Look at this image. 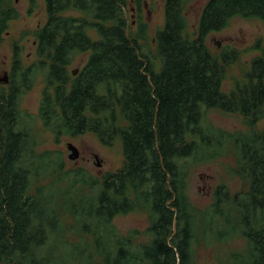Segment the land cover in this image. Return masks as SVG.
<instances>
[{
	"label": "trees",
	"instance_id": "1",
	"mask_svg": "<svg viewBox=\"0 0 264 264\" xmlns=\"http://www.w3.org/2000/svg\"><path fill=\"white\" fill-rule=\"evenodd\" d=\"M43 2L46 20L31 32L35 59L25 64L21 37L14 41L0 83V264H198L200 246L213 249L215 264H264V129H254L264 113V47L224 91L239 53L207 45L233 18L264 22V0H207L192 32L188 0H163L150 42L148 0ZM18 16L14 0H0V42ZM38 78L41 125L56 139L119 141V168L94 175L68 167L59 149L36 150L20 101ZM210 108L240 114L248 129L205 125ZM226 151L246 188L231 196L221 183L200 209L187 192L191 166ZM137 211L146 214L143 233H120L115 218ZM237 237L244 245L229 247Z\"/></svg>",
	"mask_w": 264,
	"mask_h": 264
},
{
	"label": "rangeland",
	"instance_id": "2",
	"mask_svg": "<svg viewBox=\"0 0 264 264\" xmlns=\"http://www.w3.org/2000/svg\"><path fill=\"white\" fill-rule=\"evenodd\" d=\"M207 0H188L186 14L188 18L189 30L192 32L197 22L201 7ZM14 5L19 12L15 20L8 24L7 33L0 42V76L8 72L12 43L16 40L22 45V59L25 64H29L35 59L34 39L31 32L42 26L46 20V13L43 0H36L30 8L29 0H14ZM129 22H133L135 11L131 2L124 8ZM143 20L148 24V37L153 39L154 33L163 23V0H148L143 9ZM207 45L212 52L218 53L222 48L235 49L238 51V59L228 68L227 77L222 84V89L228 91L232 86L234 78H239L244 68H247L250 59L260 54L264 47V22L257 18L236 17L230 20L228 25L220 31L211 32L207 37ZM150 48L153 49L152 46ZM86 59V54L76 58L71 69L79 68ZM42 80L38 78L33 87L25 92L20 101V109L24 113L32 115L35 124L37 142L36 150L59 149L63 152V157L68 167L79 165L85 167L92 174L98 175L107 170H116L122 164V153L119 141H115L112 146L107 147L100 144L95 135L85 133L76 137L62 136L56 139L52 132L44 128L39 120L37 111L41 96ZM264 112V109H263ZM205 125H211L225 131H245L248 129L243 124L242 116L238 113H229L217 108H210L205 112ZM257 131L264 129L263 117L254 127ZM71 142L79 151V156L75 160H70L66 149V143ZM93 154L98 156L101 166L96 165ZM234 167L233 154L226 151L225 154L216 159L201 162L191 166L188 179V195L191 202L202 209L212 201V195L217 185L223 183L231 196H235L246 188V182L233 174ZM120 233L128 232L132 229L143 233L147 226V218L144 212H131L119 215L113 221ZM244 245V239L237 237L229 247L238 248ZM215 247L219 251V244ZM214 252L211 248L200 246L196 251L198 264H215Z\"/></svg>",
	"mask_w": 264,
	"mask_h": 264
},
{
	"label": "water",
	"instance_id": "3",
	"mask_svg": "<svg viewBox=\"0 0 264 264\" xmlns=\"http://www.w3.org/2000/svg\"><path fill=\"white\" fill-rule=\"evenodd\" d=\"M76 72V70L74 71ZM8 82V73L4 72L2 76H0V83H7ZM66 149L70 151L68 154V158L70 160H75L79 156L78 148L72 144L71 142L66 143ZM94 159L96 160V165L101 166V163L98 160V156L96 154H93Z\"/></svg>",
	"mask_w": 264,
	"mask_h": 264
}]
</instances>
